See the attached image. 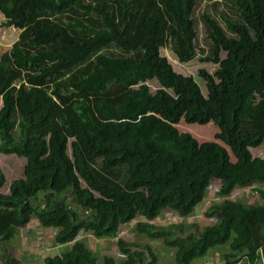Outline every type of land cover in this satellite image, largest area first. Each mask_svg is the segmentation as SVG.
I'll return each mask as SVG.
<instances>
[{"label":"trees","instance_id":"obj_1","mask_svg":"<svg viewBox=\"0 0 264 264\" xmlns=\"http://www.w3.org/2000/svg\"><path fill=\"white\" fill-rule=\"evenodd\" d=\"M0 14L20 30L0 57V155L25 161L7 195L0 170V264H23L7 243L31 222L72 243L44 264H153L150 245L119 240L118 261L78 239H116L137 219L176 264L217 246L223 264H264L252 228L264 236V204L230 200L257 186L264 202V0H0ZM162 48L218 66L199 71L206 96ZM182 120L213 123L229 151L181 133ZM212 179L223 199L205 212L213 222L153 223L193 216Z\"/></svg>","mask_w":264,"mask_h":264},{"label":"rangeland","instance_id":"obj_2","mask_svg":"<svg viewBox=\"0 0 264 264\" xmlns=\"http://www.w3.org/2000/svg\"><path fill=\"white\" fill-rule=\"evenodd\" d=\"M4 21V17L0 14V57L5 52L10 50L11 46L17 40L18 35L20 33V30L14 28L13 26L5 27ZM161 54L162 56L167 57V59L174 67L175 71L187 75H193L200 84L202 94L204 96L207 95L205 82L200 77L199 71L203 69L209 72L210 74H214V72L218 68L217 65H213L210 63H202L198 59H195L194 61L186 64L181 63L178 61L177 56L170 49L162 48ZM222 57H224V54L222 55ZM152 89L153 91L157 89V83H153ZM176 128L181 133H190L195 139L199 141V143L215 142L229 151L227 146H225L222 142L216 139V135L219 133V130L213 123H208L205 125L187 124L184 120H182L178 125H176ZM254 154L257 156L264 157V146L255 150ZM231 160H233L232 156ZM24 164L25 161L22 158H18L13 155H0V170L2 171L6 179L5 187L1 190L2 194L7 195L12 181L22 176ZM219 187V181L212 179L208 192L205 194L203 203L199 205V208L194 212L193 216L186 219H182L173 213L167 212L160 219H157L153 223L156 226L163 227H171L173 225H184L185 228L190 225L197 224L199 226V229H201L202 227L213 222L212 219H208L205 217V212L207 211V209L210 206L220 205L223 202V199L218 197ZM257 188L258 187L256 186L249 189H236L232 193L230 200L234 202L237 201L246 205H263L264 202L258 197V193L256 191ZM138 221H140V219L134 220L129 225H122L118 237L116 239H97L92 235V233H81L78 239L87 242L88 245L91 246L93 250L97 253L98 257H102L103 255L107 254L116 257L118 261L123 260L124 256L120 252L117 245V241L122 240L126 243L150 245L153 248V251L156 256V260L155 262H153V264H176V249L173 247L166 246L162 241H155L148 238L146 235L137 234L134 227L136 222ZM33 224L34 222H31L28 225L31 226ZM252 228L254 232V243L259 246V250L262 251L264 259V236L262 235V232L258 230V228H262H260V226L254 222L252 223ZM51 234L39 236H42V240L44 241L48 239L53 241V234ZM45 236L49 237L44 239ZM17 239L18 237H16L12 241H15ZM31 244V241H26L25 247L30 248ZM70 246H72V243H69L67 246H63L62 250L65 252L67 249L71 248ZM225 251L226 249L224 246L213 247L208 251L205 257L196 259L193 264H223L222 253ZM54 253L56 252H52V254ZM39 255H41V252L35 251L33 256L29 258V260L39 259L38 262H36L35 264H44V257L46 255L43 254V257H39Z\"/></svg>","mask_w":264,"mask_h":264},{"label":"crops","instance_id":"obj_3","mask_svg":"<svg viewBox=\"0 0 264 264\" xmlns=\"http://www.w3.org/2000/svg\"><path fill=\"white\" fill-rule=\"evenodd\" d=\"M51 233L55 236L57 234V230L45 229L43 227L38 226L36 223H34L31 226L27 225L23 227L19 231V235L17 236L18 239L7 243V256L20 259L23 264H30V263L35 264L36 262H38L39 259L29 260V258L33 256L35 251L41 252V255H39V257H43V254L46 255L52 252H56V253L51 255L64 253L62 248L63 246H67L69 243L55 246L51 243L50 239L44 241L42 240V236H39V235H46ZM49 236H45L44 239L48 238ZM26 241L32 242L30 248L25 247Z\"/></svg>","mask_w":264,"mask_h":264}]
</instances>
